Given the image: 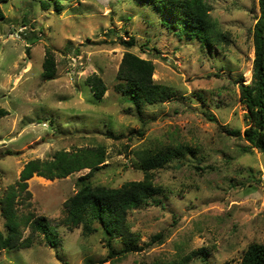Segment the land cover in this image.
<instances>
[{"label": "rangeland", "instance_id": "obj_1", "mask_svg": "<svg viewBox=\"0 0 264 264\" xmlns=\"http://www.w3.org/2000/svg\"><path fill=\"white\" fill-rule=\"evenodd\" d=\"M206 1L229 36L224 46L188 38L180 25L163 23L175 21L168 12L137 0H61V9L40 0L1 3L0 107L9 114L0 118V199L28 161L59 150L102 144L106 159L86 181L111 187L144 177L140 149L189 145L197 152L153 171L164 190L128 215L142 249L114 257L98 220L73 229L65 222V201L90 169L53 180L34 175L21 211L49 220L58 242L35 233L30 246L2 251L0 264H141L186 255L187 264H241L250 244L264 243V151L249 148L252 120L240 93L252 80L259 0ZM130 37L133 46L123 42ZM48 50L56 62L51 78L43 76ZM127 51L150 59L154 82L176 95L142 113L124 101L116 75ZM94 73L107 84L101 99L87 82Z\"/></svg>", "mask_w": 264, "mask_h": 264}, {"label": "trees", "instance_id": "obj_2", "mask_svg": "<svg viewBox=\"0 0 264 264\" xmlns=\"http://www.w3.org/2000/svg\"><path fill=\"white\" fill-rule=\"evenodd\" d=\"M0 0V19L4 18ZM147 6H156L161 14L169 13L175 19L168 26L179 27L188 38H198L200 43L213 48L224 46L228 35L224 33L211 16V6L206 0H137ZM43 8L49 9L54 3L57 9H61V0H40ZM260 16L253 27L255 45V57L252 67V80L248 84H240L241 99L249 112L252 124L245 130V137L250 142L249 148H258L264 151V0H259ZM178 32V33H179ZM177 33V34H178ZM128 46L136 44L134 37L123 41ZM43 76L51 78L56 74V62L53 53L47 51L43 62ZM153 62L141 58L133 52L127 51L117 72L116 77L120 81L116 85L118 91L123 92V100L136 106L139 113L143 112L145 105L159 104L175 96V91L165 84L156 83L153 80ZM92 86L94 94L101 99L107 91V84L98 74H92L87 78ZM9 114V111L0 107V118ZM235 134L240 130L232 129ZM110 135H118L110 132ZM197 149L189 145L180 147H147L136 151L141 162L144 177L141 180L127 181L120 187H111L103 184L95 185L86 181L99 169L106 159V149L98 146L80 147L76 150H59L50 159H32L25 164L20 173V179L16 184L10 185L0 199L1 215L4 220V228H0V253L4 250H13L23 246H30L32 236L35 233L44 234L52 245L57 244V232L55 227L46 218L33 212H22L20 204L28 206L26 198H30L28 180L34 175L50 180L65 178L73 173L90 169L87 176L81 177V184L77 191L65 201V222L70 229L77 228L86 220H98L103 229L110 256H120L141 250L138 247L137 237L129 228L128 215L132 209L148 205L151 199L160 194L163 187L153 181V171L159 170L171 162L175 157L186 153L195 156ZM180 159L179 161H183ZM186 160V159H185ZM183 163V162H182ZM84 231L91 232V224L85 222ZM30 233L24 237V230ZM123 239L124 247L117 249L113 242ZM153 239H162V234H156ZM141 248V249H140ZM201 251L208 255V250ZM190 255L180 260H157L153 263L141 264H187ZM241 264H264V243L254 242L244 252Z\"/></svg>", "mask_w": 264, "mask_h": 264}]
</instances>
